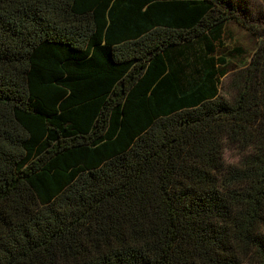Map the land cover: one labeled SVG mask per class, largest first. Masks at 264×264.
Returning a JSON list of instances; mask_svg holds the SVG:
<instances>
[{"label": "trees", "instance_id": "obj_1", "mask_svg": "<svg viewBox=\"0 0 264 264\" xmlns=\"http://www.w3.org/2000/svg\"><path fill=\"white\" fill-rule=\"evenodd\" d=\"M0 264H264V8L0 0Z\"/></svg>", "mask_w": 264, "mask_h": 264}, {"label": "rangeland", "instance_id": "obj_2", "mask_svg": "<svg viewBox=\"0 0 264 264\" xmlns=\"http://www.w3.org/2000/svg\"><path fill=\"white\" fill-rule=\"evenodd\" d=\"M251 6L260 8L263 10L264 8V0H248ZM256 18V17H255ZM259 38L256 37L251 31L246 29L243 25L238 23H232L228 29L227 33L224 36V52L228 53L233 51L235 48H242L245 51V54L242 58H229L230 59V70L231 73L236 72L240 68L243 67V64L249 63L252 59V56L256 49L259 46ZM230 73V74H231ZM223 86L221 89L222 93H229L230 91V78L225 80L223 79ZM226 86V87H225ZM228 163H236L238 161V152L236 150H228L225 154Z\"/></svg>", "mask_w": 264, "mask_h": 264}]
</instances>
